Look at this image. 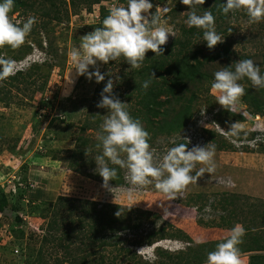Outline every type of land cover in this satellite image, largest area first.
<instances>
[{
    "label": "rangeland",
    "instance_id": "rangeland-1",
    "mask_svg": "<svg viewBox=\"0 0 264 264\" xmlns=\"http://www.w3.org/2000/svg\"><path fill=\"white\" fill-rule=\"evenodd\" d=\"M51 1L55 2V8L51 7ZM211 1L205 0L198 8V14L207 10ZM150 2L153 4L151 11L159 13L162 23L166 20L170 33H175L174 37L169 36L168 45L181 34L182 28L187 27L184 12L188 9L180 0ZM126 3L127 0H102L89 10L84 0H34L31 10L10 13L14 22L35 16L36 23L21 47L0 49L1 56L6 59L16 61L14 58L20 57L16 70L30 75L28 81L16 82L15 86H11L10 81L0 82L5 91L11 89L9 104H0V193L3 192L8 201L0 211V264H71L76 257L78 261L84 257L83 264H174L177 260L171 261L165 256L177 254L188 243L171 237V234L185 235L184 240L191 242L193 247L198 243L223 242L236 224L243 225L246 231L242 241L249 233L260 236L264 232V226H256L261 222V217L256 218L262 208L258 200H264V113L251 117L241 98L239 111L246 114V120H241L237 113L222 109L210 89L213 74L220 67L246 57L264 74V21L250 24L244 12L230 13L220 29L215 25L224 41L214 49L207 48L202 36H195L199 38L194 44L202 49V55L221 51L220 44L230 46L229 61L206 62L203 72L210 81H203V85L201 81L199 86L202 87H189L186 97L194 93L196 99L188 125L179 133L167 135L162 132L155 138L148 132L153 139L150 145L160 156L174 146L173 142H184L179 139V134L190 140L189 149L195 145L214 144L215 171L204 173L175 200H169L153 186L134 190L122 169V185L109 182L110 191L101 187L103 181L95 171L93 158L99 154L95 147L96 132L107 109L96 107L100 101V97L94 99L98 84L94 79L76 75L70 51L79 45L80 37L99 27L113 5L126 6ZM47 12L49 16H45ZM55 16L59 20H54ZM44 23H47L45 30L41 29ZM199 58L203 59L202 56ZM34 65L32 72L30 69ZM99 67L101 73L118 77L127 68L124 64L106 69L102 64ZM241 83L245 89L255 90L250 83ZM105 85L103 82L100 87ZM117 91L114 87L113 94L118 95ZM117 97L128 103V107L137 108L135 99L129 101L123 95ZM172 104L176 109L179 107L177 103ZM237 121L242 124L239 146L216 127L219 125L227 131ZM89 123L92 125L82 131V127ZM203 130L214 133V136L211 138ZM258 136L261 139L257 141ZM80 137L88 140L86 145L80 146L81 150H88L90 154L78 161L79 172L75 173L69 164L73 162L71 152L79 143L76 142L75 147V140ZM201 167L205 166L197 164L193 175ZM58 197L75 202L96 201L103 208L106 205L119 206L124 225L117 222L114 227L119 229L128 223L139 226L120 229L113 234L101 233L106 244L99 247V243L94 244L91 237L87 238L88 227L70 230L76 226L73 222L75 212L67 220L57 217V222H66L53 232L49 230L53 214L44 209L51 208ZM16 217L20 219L18 223ZM160 228H164L161 237L147 238ZM115 237L121 238L119 246L110 245ZM122 246L132 250L129 253L119 251ZM250 254L241 255V264H248Z\"/></svg>",
    "mask_w": 264,
    "mask_h": 264
},
{
    "label": "clouds",
    "instance_id": "clouds-1",
    "mask_svg": "<svg viewBox=\"0 0 264 264\" xmlns=\"http://www.w3.org/2000/svg\"><path fill=\"white\" fill-rule=\"evenodd\" d=\"M180 3L188 9L184 12L187 16L184 23L188 28L202 32V40L208 49L223 43L224 37L216 31V17L212 12L203 10L202 14H198V8L204 5L205 0H180ZM14 7V0H0V49L21 47L36 23L35 16L14 22L10 16ZM152 8L150 0H127L126 6L113 5L102 20V26L80 37L79 45L73 46L70 51V59L77 76L94 79L97 84L104 81L106 75L109 76L100 93V101L96 104L97 108L107 109L96 132L95 147L99 154L93 158L95 171L103 181L101 187L108 191L112 189L109 182L117 178L118 167L125 170V179L134 190L153 186L169 200H175L188 185L197 183L204 173L215 171V145H195L189 149L190 140L181 138L179 134V139L184 142H173V147L162 156L158 155L150 145V134L140 119L133 118L128 103L121 102L113 94L114 83L119 77L101 73L99 67L122 59L130 69H141L149 51L155 56H163L162 46L175 33H170L167 21L162 23L161 15L153 13ZM218 10L224 15L244 12L250 24L264 21V0H226V3L219 5ZM19 63L20 60L13 61L0 56V82L15 74ZM213 77L210 89L216 96V103L230 113H240L239 104L246 94L242 81L246 79L257 90L264 89V74L251 59L238 60L229 66L220 67ZM156 79L155 73L151 72L141 87L147 90ZM216 127L233 144L239 146L242 130L240 121L232 123L227 131L219 125ZM260 139L259 136L256 138L257 141ZM85 154L90 152L86 150ZM197 164L205 167L193 175ZM30 186H33L32 183ZM245 234L243 225L236 224L229 230L225 240L207 254L206 264H241L238 246L243 242ZM153 245L151 248L154 249Z\"/></svg>",
    "mask_w": 264,
    "mask_h": 264
},
{
    "label": "trees",
    "instance_id": "trees-1",
    "mask_svg": "<svg viewBox=\"0 0 264 264\" xmlns=\"http://www.w3.org/2000/svg\"><path fill=\"white\" fill-rule=\"evenodd\" d=\"M101 1L102 0H84L89 10H91L93 5H97ZM14 3L15 7L13 8L12 12L20 10L27 12L34 6V0H14ZM223 3H226V0H212L211 6L207 8V10L211 11L216 17L215 25L219 29L222 28L224 21L230 17V13L228 15H224L218 10L219 5ZM52 6L55 8V2L53 1H51V7ZM101 12L104 14L103 10ZM44 14L45 16L50 15L48 12ZM54 20H59V17L55 16ZM46 24L47 23L42 24L41 29L45 30ZM100 26H102V21L99 24V27ZM196 30V28H182L181 34L178 37L174 38L170 44L162 46L164 48L163 56H155V54L150 51L146 53L145 61L141 69H130V66L123 62L122 59L110 61L109 64L104 65L103 67L106 69L107 67H113L116 64H124V66H127V68L123 70V73L119 75L117 83L114 86L117 88V92H119L116 96L123 95L129 101L132 98L136 100L137 108L132 109V107H128V110L133 118L140 119V121L145 125L144 128L147 132L153 133L152 138H155L158 133L162 132L166 133L167 135L179 133L181 130H183V128H185V126L188 125L193 116L194 101L196 99L194 93H191L189 97H186V93L190 90L189 87H202L204 84L203 81H210L209 77L203 72L206 62L215 61L218 59H229L230 46L223 44H220L221 51H213L207 56L202 55V49L194 44V41L199 38L195 36H202V32H196ZM39 46H41V43H39ZM199 56H202L203 59H200ZM243 59L249 58L246 57ZM14 60L19 61L21 58L15 57ZM35 67L36 65H34L30 70L33 72V68ZM151 72L155 73V77L157 79L152 81L147 90H144L141 85L143 81L149 78ZM27 78H30L29 74L27 75L26 72L17 71L14 75L6 78L4 81H10V85L15 86L16 82H24ZM108 78L109 76L106 75L105 80L98 84L95 89L97 96L95 95L94 99L100 97V93L104 88L103 86L100 87V84L102 85L103 82L107 83ZM201 81L203 83H201ZM242 82H246L247 84L250 83L246 79ZM200 83L202 85L199 86ZM120 89H122V91H120ZM245 92L246 94L242 97V103L245 107V110L251 117L262 115L264 113V89H255L253 91L245 89ZM10 100L11 89L8 88L5 91L4 88L0 87V104L2 103L8 105ZM172 103L179 104V107L176 109ZM237 117L241 120H246V116L244 114L237 113ZM159 118L161 119L158 120ZM90 124L92 125V123H89L83 126L82 131H84L86 128H89V126H91ZM204 130L202 132L208 133L211 138L214 136V133ZM152 138H150L149 143L151 140H153ZM76 142H79L80 144L78 143L76 150L74 148L71 152L73 162L69 164L70 170L75 173L79 172L77 168L78 161L83 160L85 155V151L81 150L80 146L86 145L88 140H83L81 137L78 138V140H75V147ZM222 143L224 144V142ZM117 172V178L110 182L120 186L123 184V178L120 175V169L118 167ZM20 185L24 186L23 184ZM20 185L18 187H20ZM21 196L23 197L24 195L21 194ZM7 202L6 195L1 192V212L8 205ZM258 202L262 208L261 211L258 212L259 215H256V218L261 217V222L256 226L262 228V226H264V222L262 223V220L264 219V211L262 212V209L264 210V200L259 199ZM44 210L53 214V221H51L49 225V230L53 232L61 229L63 222H66H57V217H63V219L65 218L67 220L69 216L72 217L73 213L76 212V220L73 219V222L76 223V226L70 227V230L88 227L89 234L87 238L91 237L94 244L96 242L99 243V247H102L106 244L104 236H102L101 233H105V231H107L108 233L113 234L120 229H133L139 226L138 224L130 225V223H128L127 225L116 229L114 224L117 222H121V225L123 224V220L120 219V215H116L117 212L121 213L119 211L121 208L119 206L113 205H106L103 208V206H100V204L96 201L79 200L75 202L67 198L58 197L54 201L51 208ZM146 215L149 214L146 213ZM139 216H142V213H139ZM19 221L20 219L16 217V222L18 223ZM163 234L164 228H160V230L156 231L155 233L148 235L149 237L147 238L149 239L155 236L161 237ZM20 235L23 236L22 231H20ZM170 236L188 243V246L184 250L179 251L177 254H169L165 256L168 257V260H177L174 261V264H206L207 254L210 251L215 250L217 244L219 243H198L192 247L190 245L191 242L184 240L185 235H177V233H175V235L171 234ZM120 240L115 237L114 242L110 245L119 246ZM44 241L46 242L47 238ZM238 247L240 248L241 255L244 253H251L248 257V264H264V232L260 236L259 234L252 235L249 233L244 237L243 242ZM119 248V251L126 253H129L132 250L130 247L125 248V246ZM40 260L42 262L41 258ZM84 261V257L81 261H78L76 257V260L74 259V261H70V263L83 264ZM159 264L166 263L160 262Z\"/></svg>",
    "mask_w": 264,
    "mask_h": 264
},
{
    "label": "built area",
    "instance_id": "built-area-1",
    "mask_svg": "<svg viewBox=\"0 0 264 264\" xmlns=\"http://www.w3.org/2000/svg\"><path fill=\"white\" fill-rule=\"evenodd\" d=\"M241 114H244L243 111H239Z\"/></svg>",
    "mask_w": 264,
    "mask_h": 264
}]
</instances>
